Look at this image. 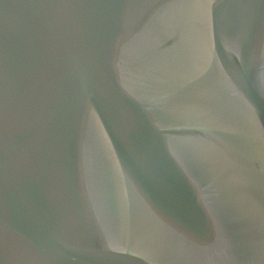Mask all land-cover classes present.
<instances>
[{"label": "water", "instance_id": "obj_1", "mask_svg": "<svg viewBox=\"0 0 264 264\" xmlns=\"http://www.w3.org/2000/svg\"><path fill=\"white\" fill-rule=\"evenodd\" d=\"M0 264H264V0H0Z\"/></svg>", "mask_w": 264, "mask_h": 264}]
</instances>
